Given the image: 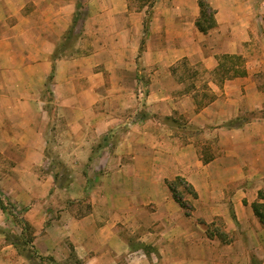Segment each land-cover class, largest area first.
<instances>
[{"label":"crops","instance_id":"0c3cea01","mask_svg":"<svg viewBox=\"0 0 264 264\" xmlns=\"http://www.w3.org/2000/svg\"><path fill=\"white\" fill-rule=\"evenodd\" d=\"M14 1L0 0V191L28 208L39 254L264 264L252 207L264 203V0H207L217 22L207 34L199 0H155L152 14L134 7L141 0H96L81 53L55 62L77 0ZM225 55L241 57L246 75L221 81ZM51 151L70 169L64 188ZM178 177L197 193L184 198L191 216L167 185ZM196 217H221L233 241L207 237ZM16 259L0 236V264Z\"/></svg>","mask_w":264,"mask_h":264},{"label":"trees","instance_id":"16d2710c","mask_svg":"<svg viewBox=\"0 0 264 264\" xmlns=\"http://www.w3.org/2000/svg\"><path fill=\"white\" fill-rule=\"evenodd\" d=\"M199 7L200 17L197 20L196 24L198 29L202 33L207 34L210 30L217 27V22L215 19L216 11L210 6L207 0H199ZM82 8L83 4L81 2H78L72 25L63 37L62 41L60 42L59 48H57L55 54L53 55L54 62L66 56L62 52L64 48L70 46L71 43H77V41L82 37L83 28L80 27ZM219 59V71L217 72V74L220 76L221 81L236 77H243L246 75V72L243 69V60L241 57L225 55L220 57ZM52 82L53 75L49 77L44 91V95L48 94V101L50 102L53 101V93L51 90ZM55 178L58 179V174ZM68 182L69 179L66 181V184H68ZM178 183L183 184L186 188H188L194 198L198 197L197 193L194 191L193 187L189 183H187L184 179L180 177H178L172 182L167 181V185L174 199L185 210L186 216H191L192 210L189 207V204L184 201V199L177 192L176 184ZM1 197L2 196H0V210L3 213L7 214L9 218H11L14 222V225L20 229V233H16L12 230L4 231L6 241L15 248L17 254L23 257L28 262V264H82L81 261L77 258L73 249H71L70 256L66 263L58 262L53 256H43L39 254L34 244L36 238L35 229L25 218V214L27 213L28 208H24L20 212H18V209L15 205H13L8 200L5 201L4 198ZM259 200H264L263 193H259ZM252 207L256 217L258 218L261 225L264 227V203L256 202L253 204ZM2 232L3 231H0V233ZM207 233L209 234L210 238L217 237L219 240L225 243H230L229 235L224 231L211 232L208 228Z\"/></svg>","mask_w":264,"mask_h":264},{"label":"rangeland","instance_id":"374dc122","mask_svg":"<svg viewBox=\"0 0 264 264\" xmlns=\"http://www.w3.org/2000/svg\"><path fill=\"white\" fill-rule=\"evenodd\" d=\"M95 1L96 0H77V2H81L83 4V8H82V11H81L82 12V17L81 18L85 19V18H87L91 14V12H92L91 3H95ZM139 2H140V4L136 3V4H134V7L138 8L141 5H145L147 11L150 12V14H152L155 0H141ZM23 3H24V1L21 2V0H15L14 1V6L15 7H18L19 4L22 5ZM0 6H1V2H0ZM82 23H83V21H82ZM82 23L80 24V27L82 26ZM86 30L87 29H85L84 24H83V34H82V37L77 41V43H71L70 46H67L66 48L63 49L62 52H63V54L66 55V57H71V56H74V55L76 56L79 53H81L80 50L77 48V44L80 43V40H83ZM86 50L84 49L83 51L86 52ZM44 99L45 100H48L49 99L48 94H45L44 95ZM47 107L49 108L50 113L54 114V112H56L54 106H51V104H49ZM58 124L59 123L57 122L54 125V127H53L54 128V131H55V134H53V141H55V144H57V142L61 139V136H58V138H59V140H58L57 134H56V133H58V126L61 129V124L60 125H58ZM0 155L3 156L1 153H0ZM49 156L52 159L53 164H54V166L51 167L52 168L51 170H53V172H55V173H57V174L60 175L59 178L57 179V187L64 188L65 186L68 185V184H66V181L68 179H70V177H69V175H70V169H69L68 165L59 158L58 152L51 151V152H49ZM2 162H3V160L0 161V163H2ZM4 163H6V162H4ZM4 163H3V165H4ZM0 166H1V164H0ZM5 166H8V165L5 164ZM176 187H177V192L179 193V195L183 199L186 196L192 198V195L190 193V190L188 188H186L183 184H179L178 183V184H176ZM0 196H2L1 198H4L5 201L6 200L10 201L6 197H4V195L1 193V191H0ZM184 201H185V199H184ZM188 204H189V202H188ZM13 205H15V204H13ZM82 207L84 209L85 208V205H83ZM189 207L193 211V207L191 206V204H189ZM16 208L18 209V212H20L25 207L22 208V207H17L16 206ZM195 221L205 229V233H206L207 237L209 236V234L206 232V230L208 228L210 229L211 232L225 231L224 230L225 224L221 220V217H215L214 220H212L210 222H207L204 218H197L196 217L195 218ZM11 230L14 231V232H16V233H20V229L17 226L14 225V222L12 221V219L9 218V216L7 214L3 213L0 210V231H3L2 233H0V236H5L4 231H11ZM228 235H229L230 242H232L233 239H234V236L231 235V234H228ZM213 239L219 240L216 237H214ZM214 249H216L217 251H219V249H217L216 247L215 248H212V250H214ZM245 254L246 255H250V253L248 252V249H247V251H246ZM66 261H65V263H66ZM15 264H28V262L23 257H21V256H19L17 254V259L15 260Z\"/></svg>","mask_w":264,"mask_h":264}]
</instances>
